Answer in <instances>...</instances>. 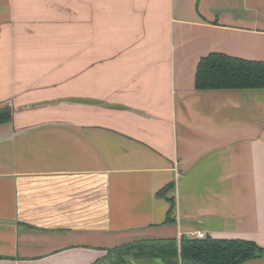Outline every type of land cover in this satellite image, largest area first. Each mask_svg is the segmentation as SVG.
<instances>
[{
	"label": "crops",
	"instance_id": "1",
	"mask_svg": "<svg viewBox=\"0 0 264 264\" xmlns=\"http://www.w3.org/2000/svg\"><path fill=\"white\" fill-rule=\"evenodd\" d=\"M31 16L38 52L81 69L0 123V264H111L197 231L254 241L241 264H264V88L195 85L210 53L264 62V0H0L21 53Z\"/></svg>",
	"mask_w": 264,
	"mask_h": 264
},
{
	"label": "trees",
	"instance_id": "2",
	"mask_svg": "<svg viewBox=\"0 0 264 264\" xmlns=\"http://www.w3.org/2000/svg\"><path fill=\"white\" fill-rule=\"evenodd\" d=\"M195 85L201 90L264 88V62L210 53L198 63ZM2 111L0 123L12 121L11 109ZM174 204L171 200L167 222H175ZM126 255L160 259L167 264H241L261 257L263 248L251 240L182 236L116 248L110 255L111 264H127Z\"/></svg>",
	"mask_w": 264,
	"mask_h": 264
},
{
	"label": "rangeland",
	"instance_id": "3",
	"mask_svg": "<svg viewBox=\"0 0 264 264\" xmlns=\"http://www.w3.org/2000/svg\"><path fill=\"white\" fill-rule=\"evenodd\" d=\"M26 31L21 32L25 36L26 53H21L19 48L10 46L12 39L4 40L2 32H0V90L6 92L9 87L10 101L0 102L1 109H10L18 101V95L24 94L25 98L34 88L40 89V85L52 81L64 82L66 72L81 69L79 63H67L52 52L48 46L42 48V52L34 47L35 43H39V39L35 34L34 28H40L39 23L35 22V17H26ZM31 26V27H30ZM37 26V27H34ZM31 28V29H29ZM9 34H12L9 32ZM2 38H4L2 40ZM17 50L19 52H17ZM29 51V52H28ZM97 64H86L83 69H96ZM7 83H9L7 85ZM25 85H30L26 86ZM33 85H35L33 87ZM49 93V92H48ZM12 113V110H11ZM13 117V115H12Z\"/></svg>",
	"mask_w": 264,
	"mask_h": 264
},
{
	"label": "built area",
	"instance_id": "4",
	"mask_svg": "<svg viewBox=\"0 0 264 264\" xmlns=\"http://www.w3.org/2000/svg\"><path fill=\"white\" fill-rule=\"evenodd\" d=\"M194 236L197 237V238H204V237H206L205 233L204 232H200V231H197L194 234Z\"/></svg>",
	"mask_w": 264,
	"mask_h": 264
},
{
	"label": "water",
	"instance_id": "5",
	"mask_svg": "<svg viewBox=\"0 0 264 264\" xmlns=\"http://www.w3.org/2000/svg\"><path fill=\"white\" fill-rule=\"evenodd\" d=\"M3 111L2 110H0V114L2 113Z\"/></svg>",
	"mask_w": 264,
	"mask_h": 264
}]
</instances>
